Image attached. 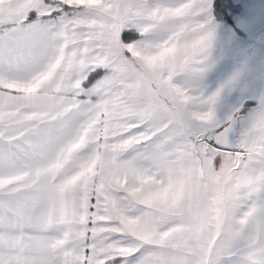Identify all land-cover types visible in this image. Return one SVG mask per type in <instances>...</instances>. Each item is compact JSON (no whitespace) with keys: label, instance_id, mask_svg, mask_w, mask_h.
<instances>
[{"label":"snow or ice","instance_id":"6c2138e0","mask_svg":"<svg viewBox=\"0 0 264 264\" xmlns=\"http://www.w3.org/2000/svg\"><path fill=\"white\" fill-rule=\"evenodd\" d=\"M0 264H264V0H0Z\"/></svg>","mask_w":264,"mask_h":264}]
</instances>
